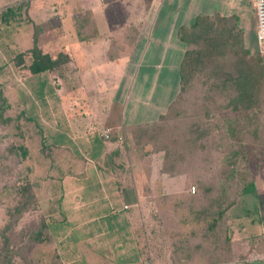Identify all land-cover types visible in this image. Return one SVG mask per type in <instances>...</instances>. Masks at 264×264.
I'll use <instances>...</instances> for the list:
<instances>
[{"label":"rangeland","instance_id":"1","mask_svg":"<svg viewBox=\"0 0 264 264\" xmlns=\"http://www.w3.org/2000/svg\"><path fill=\"white\" fill-rule=\"evenodd\" d=\"M52 4L49 3L44 24L37 25L42 30L38 46L43 53L55 56L69 49L65 46L68 42L69 45L77 44V39L68 38L69 34H73L70 24L58 25L57 21L62 15L51 7ZM66 4L69 5L66 16L73 22L74 31L79 29L81 35H85V26L80 28L79 22L86 20V14H89L87 9L80 3ZM114 10L117 16L112 14V20L121 21L122 8ZM105 16L109 21V17ZM31 30V25L24 23L0 25V90L7 101L3 117L10 119L5 123L0 121V264H52L56 256L60 264H166L167 242L171 234L175 237L176 233L187 232L189 228H177L173 217L165 219L161 215L162 208L157 222L155 220L152 224L147 208L148 214L144 212L142 217L137 216L135 221H129L126 225L129 229L121 232L118 228L122 229L124 222L110 219L113 212L105 202L104 195L95 201L94 193L86 191L89 185L85 181L90 180L95 171L86 161L83 142L78 141L77 145L81 152L71 151L75 145L72 148L69 146V130L67 123L64 124L67 116L63 112L69 115V107L72 106H81L83 114L90 111L91 88H83L78 95L81 102L73 104L69 100L72 96L74 98L72 90L75 88L68 79L70 65L52 73L45 72L44 76V73L31 75L26 69L30 57L25 55L24 66L17 67L16 55L31 46ZM87 33L90 36V32ZM77 38L79 40L78 35ZM72 54L76 55L75 48ZM190 82L188 89L177 97V104L171 110V115L168 114L167 123L161 129L163 131L152 132L149 140L154 139L155 143L145 148L152 153L153 145L160 152V143L163 144L167 148L166 162L173 167L181 159L182 150L185 152L183 161L188 163L185 167L180 165L181 168H177L181 174H172L164 183L166 185L162 191L169 196V200L176 199L182 193L193 194L196 181L201 180L202 175H212L214 168L224 172L230 169L227 162L230 163L236 151L239 154L236 159L238 175L233 180L232 190L250 183L251 179L255 185L261 183L260 173L264 166V131L261 132L264 130V102L259 103L262 110L259 115L250 119L249 114L225 109L226 97L210 94L212 80L206 72L196 74ZM58 95L61 97L60 103ZM63 99L65 101L62 104ZM20 113L23 115L20 116ZM62 114L65 120H62ZM53 118H59L57 122L61 123L58 133L62 135L66 131L62 143L71 148L70 151L54 148L58 144L56 142L61 140L60 135L54 136V131L49 127L53 125ZM253 123L260 128L258 141H253L245 132ZM102 132L99 134L101 138ZM57 137L59 140L55 139ZM93 137L97 138V132H93ZM20 147L27 151L25 159L16 150ZM147 158L156 159L154 163L157 164L162 162L155 154ZM124 160L125 157L120 162L125 164ZM148 164V160L142 163L141 177L161 178L157 173L158 168L148 167ZM128 174L127 170L125 173L117 171L115 175L127 177ZM250 174L253 178H250ZM236 180L238 183L235 186ZM22 187H27L25 194H22ZM157 187L158 183L152 188L157 192ZM141 189L148 191L147 184L142 183ZM94 190L96 193L101 192L98 188ZM26 195L29 198L28 203L24 204L25 209L16 213L15 210ZM158 202L162 204V201ZM92 204L98 206L91 210L94 215L89 214L87 208L93 207ZM240 207H244V204L241 203ZM121 208L122 199H119L114 205L115 212ZM93 218L96 221L92 224L90 219ZM171 227L172 231H169ZM39 233L44 238L43 242H33ZM5 258L9 261H4Z\"/></svg>","mask_w":264,"mask_h":264},{"label":"crops","instance_id":"2","mask_svg":"<svg viewBox=\"0 0 264 264\" xmlns=\"http://www.w3.org/2000/svg\"><path fill=\"white\" fill-rule=\"evenodd\" d=\"M254 1L28 0L25 2L28 3L25 15L29 22H10L17 25L24 23L32 27L31 46L19 53L32 47L33 25L44 24V17L47 9L50 8L49 3H53L51 7L61 12L58 25L70 24L73 34H69L68 38L72 40L75 37L77 44L69 45L68 42L65 45L69 47L65 49L70 59L67 65L71 66L68 79L75 87L72 90L74 98L72 96L69 100H72L70 102L73 104L80 103L78 97L80 91L85 87L91 88L92 106L90 111L84 114L80 111L81 106L69 107V115L63 112L67 117L65 120L62 114V120H65L64 124L67 123L69 130L67 131L69 146L75 145L74 148L71 147V151L81 152L77 145L83 142L86 161L95 171V174L91 171L92 178L85 181L89 185L86 191L90 190L92 194L94 193L95 201L104 195L105 202L113 212L110 219L124 222L123 228H118L119 231H127L128 222L135 221L137 216L142 217L147 208L149 214L146 213L151 215L149 221L152 224L155 220L157 222V217H160L161 213L160 208L166 209L169 205L165 202L166 205L163 206L158 202L164 200V197H169L162 191V185L167 179L141 177L142 162L133 148L132 131L136 126L159 121L179 96L181 62L186 51L197 49V45L192 40L201 35L202 29L193 32L192 27L199 19H203L204 23H212L216 33L211 32L210 38L220 39L225 35L228 37V48L219 47L216 50L219 53L218 64L226 65V67L221 66L220 70H228L232 73L242 66L246 72H255V84H249L250 88L257 89L256 96L252 95V98H255V102H264V50L258 49L256 44ZM22 2L23 0H0V12ZM66 3H80L90 14H86L85 17L87 23L85 40H78L77 32L73 28L74 24L70 17L66 16L69 8ZM114 8H122L121 21L112 20V14L115 13V17L117 16ZM105 15L109 17V21ZM22 16L24 17L23 14ZM10 23H0V25ZM87 31L90 32V36ZM183 37L191 42H185ZM231 43L238 47H231ZM73 48H75V56L72 54ZM221 53H223L222 58ZM44 75L45 72L42 76ZM232 81L231 79L230 83H224L221 80H214L210 86L229 88L236 86V82ZM233 96L235 94L229 97ZM58 97L60 103L61 97L59 95ZM64 101L65 99L62 100V104ZM41 114L43 115V109ZM58 119L53 118V125H49L54 131V136L60 135L58 130L61 129V123L57 122ZM106 130L111 133L109 140H103L99 136L100 132ZM93 132H97L98 139L93 137ZM65 135L66 131L60 135L61 141L54 145L56 150L69 149L62 143ZM123 157L125 164L123 161L120 162ZM100 159L102 161L99 163ZM121 167L125 168L121 170ZM123 170L125 172L128 170V176L116 177L117 171L125 173ZM260 175L261 183L255 185L251 179L250 183L254 185V189L248 193L238 194L234 204L226 211L232 258L217 263L214 262L213 257L200 255L192 260H195L194 264L212 262L213 264H264V166ZM250 178H253L251 174ZM90 183H93L92 186ZM142 183L147 184L148 191L141 189ZM156 183H158L157 192L153 190ZM93 187L101 192L96 193ZM119 199H122V208L117 213L114 205ZM241 203L244 207H240ZM92 206L87 207L89 214H93L91 210L98 207L95 204ZM170 216L173 217L172 214ZM90 220L92 224L96 221L95 218ZM169 231H172V227ZM173 237L174 234H171L167 242L166 264H185L184 260L174 258L171 253Z\"/></svg>","mask_w":264,"mask_h":264},{"label":"trees","instance_id":"3","mask_svg":"<svg viewBox=\"0 0 264 264\" xmlns=\"http://www.w3.org/2000/svg\"><path fill=\"white\" fill-rule=\"evenodd\" d=\"M27 1L28 0H23L22 3L1 11L0 23L8 24L10 22H29L25 15L28 4L25 2ZM22 14L24 17H22ZM220 21H223V19H220ZM85 24H87L86 20H83V22H79V27L83 28V26H85L84 28H87V25ZM200 29H202L201 35H198L197 38L192 40V42L197 45V49L186 51L181 62V85L179 94H183L186 89H188V85H191V78H194L195 75L200 72H206L207 77L212 81L221 80V82L230 83L229 81L232 79V82H236V86L230 88L210 86V94H221L222 96H226V98L235 94V96L228 98L227 103L224 105L225 109L230 110L231 112H243L246 113V115L249 114L251 115L250 119L258 116L261 106L259 105V102H255L256 100L254 97L252 98V95L256 96L257 89L255 87V89L250 88L249 86V84H255V72H246L242 66L239 67L238 70H234L232 73H229L228 70H220L221 66L226 67V65L218 64L217 61L219 53L218 51L216 52V50H218L217 48L219 47L228 48V37L226 35L223 37L220 35V39L210 38L209 34L211 32H215V30H213L212 23H204L203 19H199L192 27L193 32L200 31ZM41 31L40 27L33 25L32 47L29 50L16 55L17 62L15 63L17 67L24 66V56L29 55L30 63L26 66V69L31 75H38L44 72L52 73L67 65L70 61L69 56L64 52H58L55 56L42 52L38 46V36L42 33ZM77 35L80 40H85V37H83L85 35H81L79 29L77 30ZM183 40L187 43L191 42V40L188 41L184 37ZM231 47L238 46L231 43ZM220 56L222 58L223 53H221ZM59 75L61 76V74ZM176 104L177 103L175 102L172 103L167 110V114H165L158 122L136 126L132 131L134 150L140 157L141 162L144 163L148 160V167L153 166L156 167V169L158 168L157 173L162 179L165 178L167 180L171 178L174 173L181 174V172L177 171V168H181L180 165L185 167L188 163L183 161L185 152L182 150L181 159L178 160V162H176V166L173 167L166 162L167 148L163 144L160 143L162 148V151L160 152H157V148L153 145V150H151L152 153H149V151L145 148L150 143H155L154 139L149 140L150 136L153 134L152 132H154V130L155 133L159 130L163 131L161 129L167 123L168 114L171 115V110L175 108L174 105ZM6 108L7 101L3 97L2 91L0 90V121L3 123L10 121L9 118L3 117V113ZM21 115L23 114L20 113V116ZM250 119L248 118V120ZM255 125L256 124L253 123L248 126L245 132L253 141H258L259 136L257 133L259 134L260 128L255 127ZM263 131L264 130L261 132ZM197 139L199 140L200 138L198 137ZM12 149L13 148H11L10 151H12ZM16 150H18L21 158H26L27 151L24 147H20ZM150 154L157 155L162 162L160 164H157V162L154 163L156 159L147 158ZM238 155L237 151L234 152L233 159L230 163L227 162L230 169H226L225 172L218 171L214 168V173L212 175H202V179L196 181V191L193 194L182 193L174 200H169L168 197H164L165 199L161 200L162 205H166L165 202L169 203L168 207L164 209L161 214L165 219L169 218L172 214L174 224L177 228L182 229L183 227L189 225V231H180L176 233V236L173 238L174 240L171 241V253L174 258L178 257V259L184 260L185 264H194L195 260H192L200 255H203L204 257H213L214 262L217 263H222L232 258L231 243L230 238L228 237V228L226 224V211L234 204L235 198L238 194L248 193L254 189L252 183H246L241 186L242 188L237 187L236 190H232L231 186L233 185V180L235 176L238 175L236 169V159ZM163 158L165 160H163ZM197 170L200 171L199 169ZM235 182L236 183L234 184L236 186L238 182L237 180ZM165 185H162L163 189L165 188ZM26 189L27 187H22V194L27 192ZM232 191L234 192L233 194ZM28 198L29 196L26 195L24 201L20 203L15 210L16 213H20L23 209H25L24 204L28 203ZM31 198H33L32 195ZM43 229L45 230L44 225ZM40 235L41 234L39 233L33 242L42 243L44 238ZM4 243H6V240H4ZM4 261L8 262L9 260H6L5 258ZM214 262L210 264H213ZM52 264H60L57 256L54 258Z\"/></svg>","mask_w":264,"mask_h":264},{"label":"built area","instance_id":"4","mask_svg":"<svg viewBox=\"0 0 264 264\" xmlns=\"http://www.w3.org/2000/svg\"><path fill=\"white\" fill-rule=\"evenodd\" d=\"M254 10L256 16V44L258 49L264 50V0H255ZM101 136L107 140L109 138V131H103ZM191 192H194V187L191 188Z\"/></svg>","mask_w":264,"mask_h":264}]
</instances>
